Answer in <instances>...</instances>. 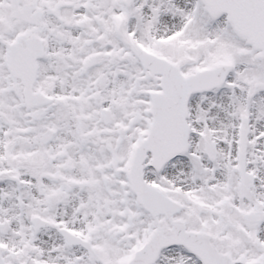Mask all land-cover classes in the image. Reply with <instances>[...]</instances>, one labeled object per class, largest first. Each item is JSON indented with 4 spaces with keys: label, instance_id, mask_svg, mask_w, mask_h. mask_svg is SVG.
I'll return each mask as SVG.
<instances>
[{
    "label": "snow or ice",
    "instance_id": "6c2138e0",
    "mask_svg": "<svg viewBox=\"0 0 264 264\" xmlns=\"http://www.w3.org/2000/svg\"><path fill=\"white\" fill-rule=\"evenodd\" d=\"M0 264H264V0H0Z\"/></svg>",
    "mask_w": 264,
    "mask_h": 264
}]
</instances>
